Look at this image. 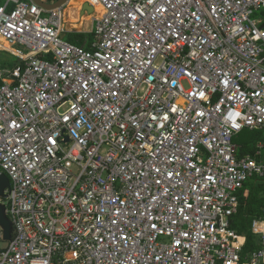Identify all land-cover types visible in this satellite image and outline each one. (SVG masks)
<instances>
[{
  "label": "built area",
  "instance_id": "built-area-1",
  "mask_svg": "<svg viewBox=\"0 0 264 264\" xmlns=\"http://www.w3.org/2000/svg\"><path fill=\"white\" fill-rule=\"evenodd\" d=\"M1 1L0 264H264V207L255 250L232 228L264 184V136L233 141L264 132V0H96L88 47Z\"/></svg>",
  "mask_w": 264,
  "mask_h": 264
},
{
  "label": "trees",
  "instance_id": "trees-1",
  "mask_svg": "<svg viewBox=\"0 0 264 264\" xmlns=\"http://www.w3.org/2000/svg\"><path fill=\"white\" fill-rule=\"evenodd\" d=\"M86 38L88 37L83 34H73L68 41L76 42L73 44L77 45H87L88 42L84 43ZM86 47H88V45ZM252 150L253 146L241 148L238 155L240 156L246 153H251ZM239 201L240 205L238 214L233 217L232 228L239 234H244L246 236L243 254H247V252L253 251L257 248L254 236L250 230V225L254 218L262 216V209L264 207V184L258 182L255 183L253 180L247 182L239 192Z\"/></svg>",
  "mask_w": 264,
  "mask_h": 264
},
{
  "label": "crops",
  "instance_id": "crops-1",
  "mask_svg": "<svg viewBox=\"0 0 264 264\" xmlns=\"http://www.w3.org/2000/svg\"><path fill=\"white\" fill-rule=\"evenodd\" d=\"M42 1L46 3H53L56 0H42ZM71 1H78V0H67L66 3L61 6L65 10L66 16H67V23H66L67 31L65 33H69L70 36H72L73 34H83V35L89 36L90 38H86L84 41V43L88 42L87 45L89 46V43L93 39L92 30L94 28V18L98 17L99 8L96 3L90 0L89 2L91 4L90 6L93 5L92 11L82 12V5L84 3H88V0H80V3L78 5L72 4L73 6L71 5ZM69 42L76 43L73 41H69ZM83 45H85V47L87 46L86 44H83ZM1 53L5 55V56L0 55V66L1 67L9 68V67H12L15 63H17L18 59L15 56H13L10 52L0 50V54ZM7 56L11 59V61L6 59ZM1 240L6 242L8 239H4V235H3V238Z\"/></svg>",
  "mask_w": 264,
  "mask_h": 264
},
{
  "label": "water",
  "instance_id": "water-1",
  "mask_svg": "<svg viewBox=\"0 0 264 264\" xmlns=\"http://www.w3.org/2000/svg\"><path fill=\"white\" fill-rule=\"evenodd\" d=\"M38 6L45 8L46 10L54 9L61 7L63 4L66 3L67 0H56L53 3H46L42 0H33ZM92 11V6L88 3H84L82 5V12ZM10 188V182L8 177L5 174H0V197L4 198L5 193L4 190ZM0 227L3 230L4 239H10L11 231H12V224L7 215L5 214V206L0 203Z\"/></svg>",
  "mask_w": 264,
  "mask_h": 264
},
{
  "label": "rangeland",
  "instance_id": "rangeland-1",
  "mask_svg": "<svg viewBox=\"0 0 264 264\" xmlns=\"http://www.w3.org/2000/svg\"><path fill=\"white\" fill-rule=\"evenodd\" d=\"M87 2V1H85ZM90 0H88V4L91 5ZM92 2V1H91ZM0 3H2V1L0 0ZM80 3V0H79ZM74 4L71 1V5ZM73 6V5H72ZM73 10V9H72ZM99 15H100V8H99ZM74 13V12H73ZM76 14V13H75ZM98 15V16H99ZM88 38H90L89 36H87ZM63 40L68 41L69 39H71V36L69 33H64L62 34L61 37ZM1 56H5L4 54H0ZM7 60L11 61V59L7 56L6 57ZM264 136V132L263 131H251V130H247V129H243L241 132H239L235 137H234V143L236 145L239 146L238 150H237V154L239 152V150L241 148H245V147H252L254 142L257 139H260ZM6 245V242L3 240H0V248L4 247Z\"/></svg>",
  "mask_w": 264,
  "mask_h": 264
},
{
  "label": "bare ground",
  "instance_id": "bare-ground-1",
  "mask_svg": "<svg viewBox=\"0 0 264 264\" xmlns=\"http://www.w3.org/2000/svg\"><path fill=\"white\" fill-rule=\"evenodd\" d=\"M94 3H96L97 4V6H98V8H100L99 7V5H98V3L96 2V0H92ZM75 5H78L79 4V0L78 1H72ZM244 253V252H243Z\"/></svg>",
  "mask_w": 264,
  "mask_h": 264
}]
</instances>
